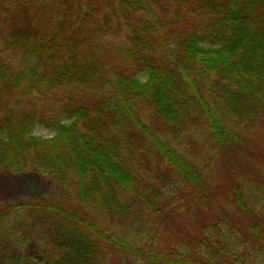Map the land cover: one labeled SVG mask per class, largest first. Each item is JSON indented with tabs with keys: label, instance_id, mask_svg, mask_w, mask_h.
I'll use <instances>...</instances> for the list:
<instances>
[{
	"label": "trees",
	"instance_id": "trees-1",
	"mask_svg": "<svg viewBox=\"0 0 264 264\" xmlns=\"http://www.w3.org/2000/svg\"><path fill=\"white\" fill-rule=\"evenodd\" d=\"M263 133L264 0H0V172L60 191L0 203L35 252L4 264H256ZM176 198L214 218L197 243L156 242Z\"/></svg>",
	"mask_w": 264,
	"mask_h": 264
},
{
	"label": "rangeland",
	"instance_id": "rangeland-1",
	"mask_svg": "<svg viewBox=\"0 0 264 264\" xmlns=\"http://www.w3.org/2000/svg\"><path fill=\"white\" fill-rule=\"evenodd\" d=\"M34 135L48 138L50 133L42 127H37L34 131ZM253 145H255L253 150L255 156L258 155V157L261 158V160L255 162L260 163L264 168V133L255 136ZM206 165L210 167L208 169V178L210 185L213 187V195L219 194L222 199L227 197L229 187L238 184V181L235 180V168H232L231 165L227 167L225 163L220 160H217L212 165ZM257 172L259 173L258 170ZM233 177L234 181H232ZM38 198L51 201L60 200V191L50 178L43 177L36 173L12 175L7 172H0V203H16L21 200H35ZM179 201L180 199L176 198L170 214V219L161 230L158 236L159 240H156V242L168 245L171 242V240L168 239V235L171 233H181L192 242L197 243L204 237L202 236L203 229L205 228L207 230L208 226L214 223V218L212 216H210V218L207 217L200 212V210H197V206L193 204L191 206L189 203H181L180 205H182L183 208L180 209V205H176ZM258 207V211L262 210L264 208V201L261 203L258 202ZM241 235L245 236L243 231ZM162 239L165 240L164 243L160 241ZM253 243L255 245L254 241ZM34 255L35 252L32 245L19 248L18 245H13L10 240H0V264H4L10 257L19 258L20 256L31 258ZM255 262H257L256 264H264V259L260 258L258 260V258H256Z\"/></svg>",
	"mask_w": 264,
	"mask_h": 264
}]
</instances>
